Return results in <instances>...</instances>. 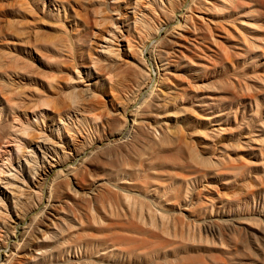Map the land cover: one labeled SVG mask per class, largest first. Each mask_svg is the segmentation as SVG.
Wrapping results in <instances>:
<instances>
[{
  "label": "rangeland",
  "instance_id": "rangeland-1",
  "mask_svg": "<svg viewBox=\"0 0 264 264\" xmlns=\"http://www.w3.org/2000/svg\"><path fill=\"white\" fill-rule=\"evenodd\" d=\"M88 1L0 0L4 205L8 174L28 176L43 137L86 153L60 152L55 220H28L44 232L37 262L264 264V0H190L180 28L184 0H138L136 15L137 0ZM127 113L137 124L113 140Z\"/></svg>",
  "mask_w": 264,
  "mask_h": 264
},
{
  "label": "bare ground",
  "instance_id": "bare-ground-1",
  "mask_svg": "<svg viewBox=\"0 0 264 264\" xmlns=\"http://www.w3.org/2000/svg\"><path fill=\"white\" fill-rule=\"evenodd\" d=\"M80 1V0H79ZM90 1V0H89ZM88 1V2H89ZM96 1V0H95ZM142 1V0H141ZM140 1V2H141ZM168 1V0H167ZM173 1V0H172ZM190 0H184V4L182 5L181 9L178 10V12L176 13L175 16H177L176 18H178V21L174 22L175 25H177L179 28L182 27L184 25V23L187 22L188 20V16H186L185 11H190V7L188 6L189 4L187 3ZM91 2V1H90ZM137 2V3H136ZM139 1H135L134 3V7L133 8V12L136 15V8L137 5H139L140 3H138ZM145 2V1H142ZM141 2V3H142ZM169 2V1H168ZM171 2V1H170ZM80 3V2H79ZM87 3V2H86ZM155 0H148V2L146 3L147 5H144L145 7L143 9H145V11H152L155 10L154 8V4ZM157 0H156V5L157 4ZM161 4L163 3L162 1L160 2ZM91 4V3H90ZM143 4V3H142ZM171 4V3H170ZM180 4V3H179ZM174 5V4H173ZM82 6V5H80ZM140 6V5H139ZM163 6V4H162ZM172 6V4H171ZM77 7V6H76ZM129 7V6H128ZM157 7V6H156ZM155 7V8H156ZM174 7V6H173ZM164 8V7H163ZM85 9V8H84ZM129 9V8H128ZM158 9V8H157ZM169 10V9H168ZM76 11V10H75ZM78 11V10H77ZM140 11V10H139ZM155 12V11H153ZM81 13V12H80ZM133 13V14H134ZM171 13V12H170ZM138 14V13H137ZM152 14V13H151ZM156 14V13H155ZM193 14V13H191ZM85 15V14H84ZM134 16V21H135V25L137 23H142L147 25V21L143 20V19H137ZM140 15V14H139ZM153 15V14H152ZM151 15V16H152ZM80 16V15H79ZM82 16V14H81ZM80 16V17H81ZM149 16V15H148ZM147 17V16H146ZM156 17V16H155ZM192 17V16H191ZM145 18V17H144ZM148 18V17H147ZM145 18V19H147ZM159 18V17H158ZM148 20V19H147ZM192 20V19H191ZM153 21V20H152ZM150 21V22H152ZM159 23V22H158ZM149 24V23H148ZM152 24V23H151ZM170 25H172L171 23H168L165 25V27H161L163 29L162 32L166 31V28L169 27ZM187 25V24H186ZM64 26V25H63ZM144 26V25H143ZM164 26V25H163ZM194 26V25H193ZM204 26V25H203ZM113 27L114 24H113ZM150 27V26H149ZM136 28V27H135ZM31 29V28H30ZM138 29V27H137ZM142 29V28H140ZM159 29V30H160ZM183 29V28H182ZM63 30V29H62ZM141 31V30H140ZM159 32V31H158ZM71 33V32H70ZM191 33V32H190ZM109 34V33H108ZM195 34V33H194ZM210 34V33H209ZM111 35V34H110ZM160 35L159 34L156 36V38H158ZM65 36V35H64ZM114 36V35H111ZM139 36V35H138ZM116 38V36H114ZM111 38V37H110ZM129 38V37H128ZM185 38V37H184ZM124 39V38H123ZM177 39V38H176ZM112 40V39H111ZM110 39H108L107 41V47H103L100 51L101 56L104 57V65L105 62H107L106 64H108V66L113 67L114 69L117 68V64L119 62V58H120V49H114L113 48V44L114 42H112ZM122 40V39H121ZM213 40V38L211 39ZM105 41V40H104ZM176 41V40H175ZM194 41V40H193ZM172 44V43H171ZM174 45V44H173ZM172 45V46H173ZM177 45V44H176ZM179 45V44H178ZM127 46L129 48V51L131 50L130 48L132 47V42L127 41ZM176 47V46H175ZM178 47V46H177ZM191 48V47H190ZM173 49V48H172ZM175 51V50H174ZM131 52V51H130ZM133 53V52H132ZM169 53V52H168ZM172 53V52H171ZM171 56V55H169ZM175 56V55H174ZM100 58V57H99ZM169 58V57H168ZM99 60V59H98ZM100 61H103L100 60ZM140 63V61H139ZM142 64V63H141ZM101 65V64H99ZM99 65H96L97 67H99ZM167 65H169L167 63ZM107 66V65H106ZM96 67V68H97ZM121 67V66H120ZM100 68V67H99ZM112 68V69H113ZM106 69V67H105ZM103 70V69H102ZM110 70V69H109ZM31 71V70H30ZM118 71V70H117ZM116 73L113 71V74ZM109 74V73H108ZM112 74V75H113ZM118 74V73H117ZM145 74V73H144ZM116 75V74H115ZM120 75V74H119ZM123 75V74H122ZM121 75V77H122ZM108 78V77H106ZM121 79V78H120ZM8 80V79H7ZM124 80V78H123ZM110 81V80H109ZM119 81V80H118ZM9 82V81H8ZM125 82V80H124ZM6 83V82H5ZM12 83V82H11ZM123 83V82H122ZM24 84V83H23ZM88 84V83H87ZM120 84V83H119ZM93 85V84H92ZM126 85V84H125ZM14 85H11V87ZM111 86V85H110ZM90 87V86H89ZM89 87L85 88V92H89L91 89ZM93 87V86H92ZM122 88V87H120ZM83 89V88H82ZM93 89V88H92ZM83 91V90H82ZM93 91V90H92ZM3 92V91H2ZM14 92V91H12ZM92 94V92H91ZM27 95V94H26ZM74 96V95H73ZM89 96V95H88ZM5 97V96H4ZM120 99V98H119ZM97 100V99H96ZM122 100V99H121ZM79 101V100H78ZM119 101V100H118ZM117 101V102H118ZM53 103V102H52ZM72 104V103H71ZM78 104V103H77ZM83 104V103H82ZM45 105V104H44ZM119 106V105H118ZM111 107H113L111 105ZM120 107V106H119ZM84 108V107H82ZM107 108V107H105ZM115 108H113L114 110ZM118 110V108H116V111ZM125 110V109H124ZM123 110V111H124ZM134 110V109H133ZM80 111V109L78 110ZM104 111V110H103ZM115 111V110H114ZM77 112V111H74ZM89 112V111H88ZM109 112V111H108ZM107 112V113H108ZM83 113V112H82ZM87 113V112H86ZM112 113V112H111ZM81 114V113H80ZM79 114V115H80ZM85 114V113H84ZM123 114V113H122ZM121 114V115H122ZM125 114V113H124ZM112 115V114H111ZM118 115V114H117ZM126 115V114H125ZM136 115V114H135ZM134 115V117H135ZM71 116V115H70ZM76 116V115H75ZM108 116V115H107ZM123 116V115H122ZM133 116V114H131V117ZM137 116V115H136ZM69 117V116H68ZM85 117V116H84ZM111 117V116H110ZM131 117L129 115V113H127V117H126V125L125 127L121 130V132L118 135H112V139L115 140L116 138L121 139L124 138L126 135L128 136L129 130H131V123L133 121V124H137L135 123V120L137 119V117L131 120ZM123 119L125 120V118L123 117ZM69 121V120H68ZM138 121V120H137ZM123 122V120H122ZM62 123V121H61ZM65 124V123H64ZM67 124V123H66ZM65 124V125H66ZM124 124V123H123ZM132 124V125H133ZM20 125V124H19ZM64 126V125H63ZM21 127V126H20ZM23 127V126H22ZM66 127V126H65ZM64 127V128H65ZM70 129V128H69ZM69 129L66 130V132H69ZM20 130V128H19ZM44 131V130H43ZM135 131V130H134ZM22 132V131H21ZM70 132H72V130L70 129ZM131 133V132H130ZM69 135V134H68ZM72 135V134H71ZM177 135V134H176ZM74 136V135H73ZM72 136V137H73ZM179 136V135H178ZM43 143L41 145L37 146V150L33 149L28 151L26 154V156L24 157L25 160V164L22 163L27 167V173L28 176H20L16 174H6V176L9 178V181L6 180L5 182V189L10 191L11 194V198H12V202H13V208H9L7 207L5 204V202H3V200L1 199L2 197L0 196V262H1V258L4 254V256H6V252L7 250H9L12 255L11 256H16V257H20L22 259V264H34L39 260V254H37V243L38 240L40 239L38 236L41 235L42 233L44 234L43 230L40 227H37V230L32 231V225L30 226V224H28V220L32 219L33 221H37V224L39 225L40 222H42L43 220H48V221H52L54 219V217H56V212L54 211L55 208V203L52 199V194L48 191V189L51 188V185L54 183V181L57 179H59L60 174H62L65 169L68 168L69 163L67 162H62L63 160L60 159V152L62 153L63 156H67L69 155H74L78 161L82 158H84L86 156V153H78L76 151V143H72V146H67V145H63L61 143H55L54 141L52 142L51 139H49L48 137H43ZM60 138V137H59ZM70 138V137H69ZM37 139H39L37 137ZM126 139V138H125ZM62 140V139H60ZM78 141V140H76ZM62 142V141H61ZM65 142V141H64ZM101 143V142H100ZM107 143V142H106ZM68 144V143H67ZM81 144V143H80ZM78 145V144H77ZM98 145V144H97ZM80 148V147H79ZM27 149V148H26ZM81 149V148H80ZM97 149V148H96ZM68 150V151H67ZM79 151V150H78ZM87 152V150H86ZM92 152V150L90 151ZM78 153V154H77ZM90 154V153H89ZM25 154H23L24 156ZM61 155V156H62ZM68 155V156H69ZM52 156L54 157H58V161H56L55 163H52V160L50 161V159H52ZM65 159V158H64ZM71 159L68 158L67 161ZM75 159V158H74ZM62 160V161H61ZM66 161V160H65ZM79 163V162H78ZM18 164V163H17ZM4 165V164H3ZM8 165V164H7ZM11 165V164H10ZM72 166V165H70ZM69 166V167H70ZM12 167V166H11ZM19 167V166H18ZM21 167V166H20ZM73 168V167H72ZM11 169V168H10ZM16 169V168H15ZM69 169V168H68ZM14 170V169H13ZM21 170V169H20ZM26 170V169H25ZM24 170V171H25ZM17 171V170H16ZM21 172V171H19ZM23 172V171H22ZM7 173V172H6ZM11 173V172H9ZM21 174V173H20ZM7 178V179H8ZM76 185V184H75ZM102 186V185H101ZM4 187V185H3ZM78 187V186H77ZM6 190V191H7ZM54 190V189H53ZM81 190V189H80ZM49 192V193H47ZM74 193L78 194L76 189L73 190ZM72 192V193H73ZM47 194H49L47 196ZM5 195V194H4ZM80 199V198H79ZM109 205V204H108ZM62 209V208H61ZM187 209V208H186ZM45 220V221H46ZM55 220V219H54ZM44 222V221H43ZM52 223V222H51ZM55 223V222H54ZM46 225V224H45ZM49 225V224H48ZM208 225V224H207ZM94 226V225H93ZM42 227V226H41ZM201 227V226H200ZM43 228V227H42ZM208 228V227H207ZM215 228V227H214ZM212 229V227H211ZM208 230V229H207ZM216 230V229H215ZM213 231V230H212ZM218 231V230H217ZM220 231V230H219ZM209 232V230H208ZM246 232V231H245ZM214 233V231H213ZM47 234H45V236H43L44 238L46 237ZM51 236V235H50ZM40 242V241H39ZM42 243V242H41ZM39 243V244H41ZM42 245V244H41ZM42 247V246H41ZM43 252V251H42ZM10 253V254H11ZM30 254L31 257H28V254ZM41 253V252H40ZM3 256V257H4ZM10 255L8 256L5 264H9L10 263ZM13 259V257H12ZM19 261V258H17ZM45 260V259H44ZM43 260V261H44ZM13 262V261H12ZM11 262V263H12ZM20 262V261H19ZM4 263V262H3ZM2 263V264H3ZM38 263V262H37ZM18 264V263H17ZM21 264V263H19ZM39 264V263H38ZM42 264V263H41Z\"/></svg>",
  "mask_w": 264,
  "mask_h": 264
}]
</instances>
